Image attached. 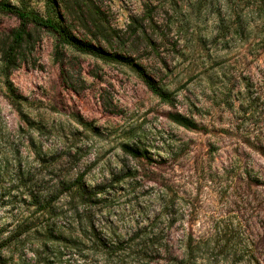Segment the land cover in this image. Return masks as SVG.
I'll list each match as a JSON object with an SVG mask.
<instances>
[{
	"label": "rangeland",
	"instance_id": "374dc122",
	"mask_svg": "<svg viewBox=\"0 0 264 264\" xmlns=\"http://www.w3.org/2000/svg\"><path fill=\"white\" fill-rule=\"evenodd\" d=\"M50 1L0 0L117 59L29 25L6 71L0 14V240L29 231L7 264H103L77 253L92 229L153 231L167 251L140 264H264V0Z\"/></svg>",
	"mask_w": 264,
	"mask_h": 264
},
{
	"label": "trees",
	"instance_id": "16d2710c",
	"mask_svg": "<svg viewBox=\"0 0 264 264\" xmlns=\"http://www.w3.org/2000/svg\"><path fill=\"white\" fill-rule=\"evenodd\" d=\"M45 3L47 4V6L53 4V2L50 0H45ZM82 3L88 10H90L87 2L82 1ZM0 14H11L15 16L19 21V26L13 34L12 43L4 54L3 61L5 63L4 67L6 71H9L16 66V52L27 36V29L29 25L45 29L46 31L54 35L56 41L59 44L78 49V51H81L82 53L95 56L104 61H112L114 59H117L116 57L103 53L99 50L91 51L89 50L88 46L79 45L69 36L68 33L64 31V29L59 24L55 23L49 17L44 19L33 14L31 11L26 10L25 8H16L4 2H0ZM118 61H127L125 63H127L129 66L133 65L129 62V60L123 59ZM134 68L139 74L143 83L147 86V88L150 89L153 94L159 96L160 98L166 97L159 89L154 86V84L151 82V79L145 75L141 68H139L138 66H134ZM171 121L185 129H194L197 127L193 121L179 115L172 117ZM253 150L264 159V146L254 147ZM124 151L131 155L134 154V151L126 146L124 147ZM52 189L53 194L58 190V194L56 195H62L65 192V179L56 180L52 185ZM75 191L80 192L82 199H90L84 196V190L80 186H77L75 188ZM56 195H53L51 198L46 200L45 204H43L42 209H48L49 207H51V205L57 200ZM28 232L29 231L26 230L19 231L17 228L10 232L9 236L0 240V264H7L9 262V257L7 258L6 254H9L11 251H13L14 248H16L20 243V237L24 235V233ZM90 238L93 240L90 246L91 249L84 247V249H79L77 253L81 254L83 250H93L95 253L99 254V259L103 264H140L141 262L148 260L149 255L153 253L158 254L159 252L167 251V249L162 250L160 248L162 247L161 243L157 240L158 238L153 231L135 230L125 240L108 241L106 239L97 238L95 231L92 229ZM74 246L78 247V245L76 244H74ZM187 248L188 250H190L189 253L192 254L193 248L190 244Z\"/></svg>",
	"mask_w": 264,
	"mask_h": 264
}]
</instances>
